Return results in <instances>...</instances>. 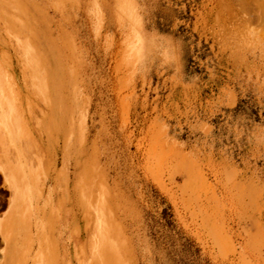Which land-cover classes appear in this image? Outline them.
<instances>
[{
	"label": "rangeland",
	"instance_id": "obj_1",
	"mask_svg": "<svg viewBox=\"0 0 264 264\" xmlns=\"http://www.w3.org/2000/svg\"><path fill=\"white\" fill-rule=\"evenodd\" d=\"M0 264H264V0H0Z\"/></svg>",
	"mask_w": 264,
	"mask_h": 264
},
{
	"label": "bare ground",
	"instance_id": "obj_2",
	"mask_svg": "<svg viewBox=\"0 0 264 264\" xmlns=\"http://www.w3.org/2000/svg\"><path fill=\"white\" fill-rule=\"evenodd\" d=\"M2 136V135H0ZM9 219L4 218L3 220H0V234L3 238H7L9 235Z\"/></svg>",
	"mask_w": 264,
	"mask_h": 264
}]
</instances>
